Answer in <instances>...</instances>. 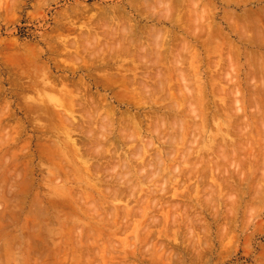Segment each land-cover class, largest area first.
<instances>
[{
    "label": "rangeland",
    "instance_id": "obj_1",
    "mask_svg": "<svg viewBox=\"0 0 264 264\" xmlns=\"http://www.w3.org/2000/svg\"><path fill=\"white\" fill-rule=\"evenodd\" d=\"M166 2L49 0L47 7H41L40 0H9L0 8V75L4 76L0 82V139H5L7 150H0V193L14 181L19 154L34 146L31 136L24 135L23 124L28 123L33 131L42 132L38 155L49 166L42 170L43 191L33 194L20 229L32 231L29 225L36 224L45 202L55 208L56 224L63 228L60 245L39 234L32 237L37 264H264V213L253 211L264 203V173L258 167L264 158V0H172V8L180 15L175 33L163 41L159 55H166L161 59L157 55L159 31L148 17L150 9L164 11ZM253 20L255 38L246 39L244 29L251 28ZM117 25L131 26L133 37L142 39L134 40V46L125 44L118 53L109 52L119 41V37L111 39ZM185 38L196 51L195 63L186 62L183 69L169 66L173 57L184 59L177 53ZM101 48L105 49L101 56L85 55V49L92 53ZM78 58L83 62L76 64ZM36 64L47 65L63 81L61 87L83 94L80 101L64 104L57 92H50L45 106L39 108L47 125L43 130L32 127L38 106L30 107L25 100L26 94L36 98L27 76ZM181 72L202 73L203 83H183ZM186 87L193 90V96L187 95ZM217 120L229 127L218 128ZM117 126L140 139L121 138L115 144L100 140L102 133ZM173 126L176 132L171 131ZM180 126L184 147L178 149L172 140L180 134ZM245 128L251 135L243 133ZM220 131L246 149L239 152L247 158L246 182L231 174L221 182L213 176V168L203 165L192 175V169H184L181 183L160 197L143 188L137 190L145 178L125 179L129 168L123 161L146 151L145 165L161 173L162 183L168 176L163 170L180 164L181 155L188 156L191 164L201 157L207 159L206 152L200 156L188 153L198 152L208 138L215 140L218 154L224 145L223 137L215 135ZM149 142L154 147H148ZM96 147L109 154L93 156ZM121 148L123 154L115 155L113 150ZM7 156L13 158L12 163H6ZM89 156H93L91 165L82 162ZM220 163L227 167L224 161ZM117 164L122 167L112 174ZM196 176H202L204 185L216 180L217 194L239 192L238 205L226 203L219 213H201L195 206L200 193L191 183ZM4 215L12 216L7 222L0 216V231L6 232L7 224L16 218L11 210ZM174 216L182 221L178 244L168 239L174 235ZM153 218L158 221L155 225L150 223ZM189 222L199 242L188 238ZM75 227L83 228L79 246L73 239ZM206 230L210 235L203 236ZM209 241L210 246L203 247ZM149 243L163 244L165 255L146 253Z\"/></svg>",
    "mask_w": 264,
    "mask_h": 264
},
{
    "label": "clouds",
    "instance_id": "obj_2",
    "mask_svg": "<svg viewBox=\"0 0 264 264\" xmlns=\"http://www.w3.org/2000/svg\"><path fill=\"white\" fill-rule=\"evenodd\" d=\"M9 3V0H0V8L5 7ZM49 0H40L41 7H47ZM164 11H160V9H150L148 19L150 21H155V23L151 24L154 30L159 31V35L157 39L160 43L157 45V55H159L160 51H163L164 44L163 41L170 38L171 33H175V24L177 23V17L180 13L176 12L172 8V0H167L166 4L162 6ZM237 15H240L239 13ZM252 27L244 29V35L246 39H254L256 32V24L251 21ZM195 35V34H193ZM119 37V41L114 44L112 48H108L109 52H117L121 50V48L127 44L129 46H134L133 41L136 39H142L139 35L133 37L132 27L128 26L127 28H120L117 25L116 28L111 30V39L113 41L117 40ZM99 44V38L96 41ZM181 44L180 51L177 53V56H183L184 59H177L173 57V60L170 62L169 66H174L176 68L183 69L185 67L186 62L195 63L197 58V54L195 49L193 48L191 41L189 38H185L184 40L179 42ZM143 51V49H141ZM85 55L101 56L104 54L105 49L101 48L99 52L90 53L88 49H85ZM44 50L41 49L40 53L43 54ZM189 58H191L189 60ZM83 62V58H78L76 60V64H80ZM27 76L29 80L32 81L33 87L35 89V99L32 95H25L26 102H30V107L35 105L38 106L35 114L33 115V128H39L43 130L47 125L43 122L44 112L39 110V108L44 107V101L50 92H57L59 94L60 100L64 104H74L77 101H80L82 97V93L77 92L75 94L69 92L66 87H61L63 81L55 76L54 73L51 72L50 68L47 65L36 64L31 67L27 72ZM181 81L183 83H189L192 81H198L199 83H203L201 80L202 73H194L187 74L185 72L180 73ZM4 80V76L0 75V82ZM185 92L188 96H193V90L185 88ZM78 106V105H77ZM255 111V110H253ZM218 128L227 129L229 127L228 123H223L219 120L216 121ZM261 127L264 128V122L261 123ZM24 135L31 136V143L34 145L31 148L26 147L23 152L19 154L17 159V163L20 165L17 169H15V178L13 183L10 185L9 189L0 193V216L4 217L5 221L11 219L12 216L4 215V213L8 210H11L15 214L16 222L7 224V231H0V264H37L36 254L32 252V237L39 234L44 236L46 239H50L54 244L60 245L63 243V228L58 227L56 224V211L55 208L46 204V208L40 214V218L37 220L35 225H29V228L32 229L30 232H24L20 229V223L22 218L26 213L29 212L30 206L32 204L33 194L42 192L43 189L40 187L41 184V176L43 175V169L48 168V162L42 159L38 155V148L43 143V135L42 132L33 131L29 128L28 123L23 124ZM172 132L177 131V127L173 126L171 129ZM184 129L182 126L179 127V135L172 140L173 145L180 149L184 147L183 141V133ZM243 133H248L251 135V132L248 128L243 129ZM242 133V134H243ZM218 137H223L224 145L220 147L219 153L217 154L215 151L216 142L212 138H208L205 143L200 147L198 152L192 153L189 152L188 155H197L200 156L201 153H208L207 159L201 157L199 162L195 164H191L188 162V156L181 155L180 156V164L175 165L170 170L165 168L163 171L168 173L167 178L161 183L159 182L161 179L160 172L153 171V165H145V157L147 155L146 151H141L138 155H133L131 157L126 158L123 161L124 165H127L129 171L125 179L127 180L129 177L133 179L140 180V178H145V182L138 183V188H143L152 194H159L160 197H164L167 195V189L174 185L180 184L181 173L184 169H192V172L189 175H192L197 170H200L203 165H208L210 168H213V176L218 177L221 182L224 181L225 177L231 175H239L242 182L245 181L244 167L246 157H241L239 152L243 149V146H237V141L229 135L226 131H220L215 134ZM124 140H139L140 137L138 135H129L126 133L120 126L116 128H110L109 131L102 133L100 136V140L109 139L111 144H115L119 139ZM8 141L11 142V138H8ZM231 142V143H229ZM130 148L135 147V144H130ZM148 147H154L153 144L149 142ZM193 147H196L194 144ZM248 147H254L249 144ZM0 150L7 151L5 148V139H0ZM115 155L123 154V150L114 149ZM264 151V150H262ZM109 154L107 149H102L96 147L93 149V156L99 157L101 154ZM93 156L87 157L86 160H82L83 163L91 165L93 163ZM12 157L7 156L6 163H12ZM80 159V157H78ZM175 159V156L172 157ZM255 159V157H253ZM27 161V171L24 167V162ZM224 161L227 164L225 167L224 164L220 162ZM134 165H140L141 167H136ZM121 164H117L116 168L111 170L112 174H115L117 169L121 168ZM256 165H253L252 171L256 170ZM259 170L264 173V158L261 159L259 163ZM206 170V169H205ZM202 176H196L194 180L191 181L193 185L199 190L200 199L195 202L196 208L200 209L201 213L207 214H216L221 211V208L224 204L230 203L233 206L238 205L239 201V192L233 190L231 192H220L216 193V187L219 185L216 183V180H213L211 184L204 185L201 183ZM131 183V181H129ZM25 185H27V189H25ZM262 186H264V181H262ZM216 197L215 199L213 197ZM154 206L155 205L154 202ZM91 207V205H89ZM178 207V205H177ZM231 212L232 209H229ZM254 212L264 213V203L257 209H253ZM181 219L179 216H174L172 218V227L174 229V235L169 237L173 243H180L181 233H180V224ZM151 224L155 225L158 221L153 218L150 221ZM5 225V224H2ZM147 231V229H146ZM247 231V228H245ZM83 235L82 227H75L73 232V239L77 246L80 244V237ZM203 236H208L210 233L206 230L202 233ZM187 236L189 239H197L199 242V237L193 231L191 227V222L188 224ZM211 241L203 244V247H209ZM154 250V251H153ZM115 251V248H113ZM144 251L153 252V254L164 256V245L161 244L157 247L154 243H149L147 247L144 248ZM167 255H171L168 253Z\"/></svg>",
    "mask_w": 264,
    "mask_h": 264
},
{
    "label": "bare ground",
    "instance_id": "obj_3",
    "mask_svg": "<svg viewBox=\"0 0 264 264\" xmlns=\"http://www.w3.org/2000/svg\"><path fill=\"white\" fill-rule=\"evenodd\" d=\"M174 9V8H173ZM181 28V27H180ZM135 30V29H134ZM135 32V31H134ZM119 39V38H118ZM137 41H138V39H137ZM140 41V40H139ZM141 42V41H140ZM136 43H138V42H136ZM127 45V44H126ZM123 48V47H122ZM128 48V47H127ZM126 48V49H127ZM129 50V49H128ZM130 51V53H131V50H129ZM156 52V51H155ZM116 53H118V52H116ZM121 53V52H120ZM129 53V52H128ZM162 53V52H161ZM151 54V53H150ZM173 54V53H172ZM142 55H143V53H142ZM146 55V54H145ZM162 55V54H161ZM165 55H166V53H165ZM165 55H164V57H165ZM114 56H115V54H114ZM137 56H141V55H137ZM160 56V55H159ZM158 56V57H159ZM163 56V55H162ZM142 57H144V56H142ZM164 57H159V58H164ZM130 58V57H129ZM139 58V57H138ZM141 58V57H140ZM146 58V57H145ZM179 58V57H178ZM149 59H150V57H149ZM155 59H156V57H155ZM157 60H159V59H157ZM161 61V60H160ZM164 61H165V59H164ZM151 62V61H150ZM152 64V63H151ZM179 71V70H178ZM153 75V74H152ZM112 76V75H111ZM110 75H109V78L111 77ZM157 76V75H156ZM162 76V75H161ZM119 77V76H118ZM153 77V76H152ZM129 78V77H128ZM162 78V77H161ZM110 79H112V78H110ZM116 79V78H115ZM131 79V78H130ZM130 79H128V80H130ZM127 80V79H126ZM163 80V79H162ZM130 82H132V80L130 81ZM133 82H134V80H133ZM131 85H132V83H130ZM134 84V83H133ZM127 85V84H126ZM129 85V84H128ZM130 86V85H129ZM133 86V85H132ZM90 102V101H89ZM93 103V102H92ZM84 108V107H83ZM85 112V111H84ZM94 112V111H93ZM130 114V113H129ZM125 115V114H124ZM130 116V115H129ZM95 117V116H94ZM137 117V116H136ZM125 119V118H124ZM91 120V119H90ZM126 120V119H125ZM162 121V120H161ZM164 121V120H163ZM160 122V121H159ZM120 123V122H119ZM141 123V122H140ZM124 126V125H123ZM141 126V125H140ZM161 126V125H160ZM125 127V126H124ZM164 127V126H163ZM159 130V129H158ZM150 131V130H149ZM163 131V130H162ZM166 131V130H165ZM130 135H131V133H130ZM155 135H157V134H155ZM160 138V137H159ZM99 142V141H98ZM171 143V142H170ZM132 153V152H131ZM137 154V153H136ZM2 221V220H1Z\"/></svg>",
    "mask_w": 264,
    "mask_h": 264
}]
</instances>
